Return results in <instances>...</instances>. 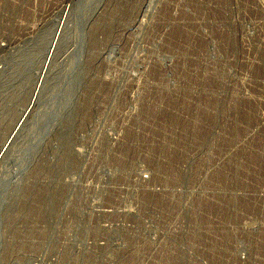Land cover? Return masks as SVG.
Returning a JSON list of instances; mask_svg holds the SVG:
<instances>
[{
  "label": "rangeland",
  "instance_id": "1",
  "mask_svg": "<svg viewBox=\"0 0 264 264\" xmlns=\"http://www.w3.org/2000/svg\"><path fill=\"white\" fill-rule=\"evenodd\" d=\"M60 28L0 264H264V0H0V150Z\"/></svg>",
  "mask_w": 264,
  "mask_h": 264
},
{
  "label": "bare ground",
  "instance_id": "2",
  "mask_svg": "<svg viewBox=\"0 0 264 264\" xmlns=\"http://www.w3.org/2000/svg\"><path fill=\"white\" fill-rule=\"evenodd\" d=\"M61 28L59 29L58 33L56 34V39H54L52 41V43L50 44V46H48L49 48L47 50V54H46L45 58L43 59V64H42L41 72H40V75H39V78H38V83L36 85L35 92L33 93L34 95L32 96V99L29 102V106H27L25 111H23V114H22V116L20 118V121L17 123V125L14 128V130L12 131V133H11V135L9 137V140L7 141V143L0 150V164H1L2 160L4 159L3 157L10 151L11 146H12V141L14 140V138H16L18 136V134L20 133V130L23 127V125L26 123V120H27L28 116L34 110L35 105H37L36 103L38 101V97H40L39 94L42 91L45 77L47 76V74H48V72L50 70L51 60L54 58V55H55V50H56V45L55 44H56V41L58 42V38L60 37L61 31H62Z\"/></svg>",
  "mask_w": 264,
  "mask_h": 264
},
{
  "label": "built area",
  "instance_id": "3",
  "mask_svg": "<svg viewBox=\"0 0 264 264\" xmlns=\"http://www.w3.org/2000/svg\"><path fill=\"white\" fill-rule=\"evenodd\" d=\"M145 180H146V179H145ZM145 180H144V178H143V180H142V181H145Z\"/></svg>",
  "mask_w": 264,
  "mask_h": 264
}]
</instances>
